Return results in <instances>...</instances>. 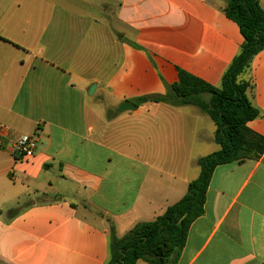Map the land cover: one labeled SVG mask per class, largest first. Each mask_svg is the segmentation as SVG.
<instances>
[{"label": "crops", "instance_id": "0c3cea01", "mask_svg": "<svg viewBox=\"0 0 264 264\" xmlns=\"http://www.w3.org/2000/svg\"><path fill=\"white\" fill-rule=\"evenodd\" d=\"M224 6L0 0V264H106L109 224L121 238L185 195L215 126L199 132L192 106L117 108L164 95L178 70L218 87L243 41ZM240 80L264 137V50ZM32 135L35 154L16 159ZM176 264H264V154L215 168Z\"/></svg>", "mask_w": 264, "mask_h": 264}, {"label": "trees", "instance_id": "16d2710c", "mask_svg": "<svg viewBox=\"0 0 264 264\" xmlns=\"http://www.w3.org/2000/svg\"><path fill=\"white\" fill-rule=\"evenodd\" d=\"M223 12L234 22L243 39L238 53L223 73L218 87L178 70V81L165 85L164 95L132 99L136 105L192 106L209 117L215 126L214 142L219 150L197 160L198 177L185 195L154 220L135 225L117 238L109 224V260L106 264H176L190 225L204 212L206 191L216 167L258 160L264 154V137L247 128L258 111L247 96L250 84L240 80L255 55L264 50V11L259 0H222ZM137 48V47H135Z\"/></svg>", "mask_w": 264, "mask_h": 264}, {"label": "rangeland", "instance_id": "374dc122", "mask_svg": "<svg viewBox=\"0 0 264 264\" xmlns=\"http://www.w3.org/2000/svg\"><path fill=\"white\" fill-rule=\"evenodd\" d=\"M195 110V109H194ZM199 132L211 134V132L214 130V125L212 121L204 114H200V127ZM212 146V149H211ZM214 147V150H213ZM217 151L216 144H210L206 141L200 140L199 142H195L194 144V153L198 154L201 157L210 155ZM197 164V163H196ZM199 166L193 165L190 169L189 178L190 180H195L199 175ZM116 236V235H115Z\"/></svg>", "mask_w": 264, "mask_h": 264}, {"label": "built area", "instance_id": "2783aa9c", "mask_svg": "<svg viewBox=\"0 0 264 264\" xmlns=\"http://www.w3.org/2000/svg\"><path fill=\"white\" fill-rule=\"evenodd\" d=\"M37 142L35 135L23 136L10 145L9 152L20 160L32 157L36 152Z\"/></svg>", "mask_w": 264, "mask_h": 264}, {"label": "water", "instance_id": "95a60500", "mask_svg": "<svg viewBox=\"0 0 264 264\" xmlns=\"http://www.w3.org/2000/svg\"><path fill=\"white\" fill-rule=\"evenodd\" d=\"M94 89H95V85H92L90 88V94L93 92ZM135 109H136L135 105H133L127 101H124L119 105V107L117 108V111L122 113L125 111H134Z\"/></svg>", "mask_w": 264, "mask_h": 264}]
</instances>
